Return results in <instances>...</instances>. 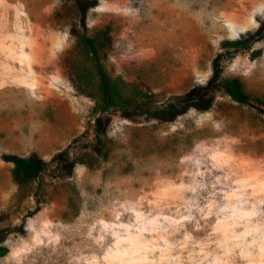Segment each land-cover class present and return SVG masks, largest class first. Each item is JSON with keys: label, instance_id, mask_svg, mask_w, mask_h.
Segmentation results:
<instances>
[{"label": "rangeland", "instance_id": "rangeland-1", "mask_svg": "<svg viewBox=\"0 0 264 264\" xmlns=\"http://www.w3.org/2000/svg\"><path fill=\"white\" fill-rule=\"evenodd\" d=\"M80 2L0 0V264H264V0ZM106 26L108 74L149 113L71 81L97 83L79 39ZM11 156L41 176L16 184Z\"/></svg>", "mask_w": 264, "mask_h": 264}, {"label": "trees", "instance_id": "trees-1", "mask_svg": "<svg viewBox=\"0 0 264 264\" xmlns=\"http://www.w3.org/2000/svg\"><path fill=\"white\" fill-rule=\"evenodd\" d=\"M69 2L76 5V17L82 19L85 14V7L81 4L80 0H62V6L64 3ZM61 9L57 12L61 13L58 16L63 15L60 12ZM262 29H264V26ZM111 30V26H106L92 36L83 35L79 39V47L85 59L90 62L91 68L96 73L97 83L91 78L86 68L74 62L69 65V70L67 71L70 74L71 81L81 95L97 98L96 105L104 112L115 107L129 110L137 106L146 113H149L150 110L146 101L149 95L139 87L130 88L120 80H112L108 74L104 61L107 59L108 52L112 47ZM223 47L245 51L249 50L251 45L248 41L239 39L224 42ZM258 53L260 52L253 53V55L256 56ZM222 87L235 102L244 105L251 104L252 98L247 93L245 85L240 78L224 79ZM10 158L14 164L12 171L13 179L19 186H25L41 176L43 169L36 156H11ZM8 252L9 249L6 246L0 245V257L6 256Z\"/></svg>", "mask_w": 264, "mask_h": 264}]
</instances>
